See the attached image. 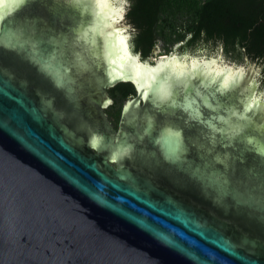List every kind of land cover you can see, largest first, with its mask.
<instances>
[{
	"label": "water",
	"instance_id": "obj_1",
	"mask_svg": "<svg viewBox=\"0 0 264 264\" xmlns=\"http://www.w3.org/2000/svg\"><path fill=\"white\" fill-rule=\"evenodd\" d=\"M254 72L247 66L251 79L243 80L140 69L135 81L130 72L110 80L96 0H7L0 13V264H264V85ZM41 79L60 98L40 95ZM122 79L136 83L144 109L138 116L129 104L130 130L113 135L102 105L106 88ZM157 113L192 120L205 156L191 152L182 129L156 124ZM143 140L151 157L158 148L163 162L194 179L223 216L249 220L255 237L118 179L111 160L121 168ZM211 146L223 151L209 157Z\"/></svg>",
	"mask_w": 264,
	"mask_h": 264
},
{
	"label": "trees",
	"instance_id": "obj_2",
	"mask_svg": "<svg viewBox=\"0 0 264 264\" xmlns=\"http://www.w3.org/2000/svg\"><path fill=\"white\" fill-rule=\"evenodd\" d=\"M124 17L130 43L142 59L158 41L163 52L177 43L181 51L221 48L228 60L259 64L264 85V0H127ZM131 89L124 82L113 92Z\"/></svg>",
	"mask_w": 264,
	"mask_h": 264
},
{
	"label": "flooded vegetation",
	"instance_id": "obj_3",
	"mask_svg": "<svg viewBox=\"0 0 264 264\" xmlns=\"http://www.w3.org/2000/svg\"><path fill=\"white\" fill-rule=\"evenodd\" d=\"M128 45L133 57H136L134 55H137L139 60L143 61L144 59H142L141 56L133 50L132 44L128 43ZM29 71L32 73L30 69ZM124 72L131 73V69L129 68V66H126L124 68L123 73ZM31 76L33 77V75ZM125 76L122 78H126ZM15 78H17V80L19 81L22 80V78L19 77ZM109 79L111 80L114 78H110L109 76ZM38 81L42 83L43 87L46 86L44 87L43 91L38 90V93L40 95L44 97L50 96L53 99L60 98L59 94L52 92L47 87V84L43 79ZM134 81H131L130 79H122L114 85L106 88L105 94L108 101L102 105V113L104 114L106 121L109 123L111 129L113 130V135L117 134L121 130V128L130 130V128L126 126L124 118V112L128 110L129 104L133 106V109L138 116H141L143 113L144 100L141 97L138 98L139 88H137V85ZM28 82L29 84H31L29 79ZM124 82L129 83L132 86L131 91L115 95L113 91H115L116 85ZM154 119L155 123L158 125L167 121L177 126L178 129H182V134L186 138V142L188 143L191 152L195 150L205 156L207 144H202V142H205V139L203 138V136H201V134L197 133V131L195 130V126L193 125V121L188 119L187 116L183 115L182 113H176L174 115L157 113L154 116ZM196 137H198L197 139H199L197 147L192 145L194 144V141H196ZM195 144L197 143L195 142ZM141 149V152L139 149L128 152L125 156L124 161L121 163V168L118 167V163L111 160V164L113 165V167L121 171V175L117 176L118 179L122 180L128 185H133L137 189L144 190L151 195H154L153 193L157 192L179 202L180 204L182 203V205L191 204L195 212L197 214H200L204 218H208L210 215H213L216 219H222L229 224L233 223V226H230L231 231L232 228H234L240 233H247L249 234V236L255 237V233L259 230L258 228L250 224L249 220H247L246 218L241 216L239 217V215H236L234 217H231L230 215L223 216L221 210L217 209V207L214 208V205L206 200L201 187H199L194 179L189 177L187 173L178 170L175 166L169 165L162 161L158 148H156L155 150L156 156L151 157V147H149L147 142L143 140ZM220 151H223L220 146H211L209 157L215 156V154ZM92 153L93 155L89 154L88 156L93 157L94 155H97L95 150ZM95 159L99 160L100 157H96ZM250 160L251 157L246 163L252 164ZM108 174L113 177V175H111L110 173ZM240 182L244 183L247 182V180H241ZM237 185L240 186V183ZM248 185L249 188H252L254 186H257V182L253 181L252 183H248ZM253 193L256 195L257 191L255 190L253 191ZM237 208H243V206L237 205ZM229 209L230 212L235 211L231 205ZM226 227L229 226H227L226 224V226H222L221 228H224L225 230Z\"/></svg>",
	"mask_w": 264,
	"mask_h": 264
},
{
	"label": "bare ground",
	"instance_id": "obj_4",
	"mask_svg": "<svg viewBox=\"0 0 264 264\" xmlns=\"http://www.w3.org/2000/svg\"><path fill=\"white\" fill-rule=\"evenodd\" d=\"M7 0H0V13H2ZM100 35L103 47L104 58L110 78H122L126 66L131 69V77L135 80L139 70L158 71L163 69L165 72L192 74L201 73L202 76L232 78L250 80L251 74H244L242 70L231 67H223L217 64V60H190V64L170 58L165 63L158 66L141 63L133 57L128 48L126 34L120 25H117L118 18L122 15L119 8L111 4L110 0H96Z\"/></svg>",
	"mask_w": 264,
	"mask_h": 264
},
{
	"label": "rangeland",
	"instance_id": "obj_5",
	"mask_svg": "<svg viewBox=\"0 0 264 264\" xmlns=\"http://www.w3.org/2000/svg\"><path fill=\"white\" fill-rule=\"evenodd\" d=\"M111 4L115 7L117 6L119 8V11L122 13V15L118 18L117 24H121L124 34L127 36L128 43H130L131 38V32H130V24H128L125 20L124 13L126 11L127 6V0H110ZM162 42L158 41L155 48L153 49L151 55H149L147 58L143 60L144 64H147L148 66L151 65H160L165 63L168 59L171 57L176 58L178 60H182L183 62L197 59V60H205L209 58L217 59V64L220 66H229L233 69H241L242 72L246 71L247 66H253L255 67V72L253 73V78L256 81H263V73L261 70V66L257 64L256 62H252L249 60H245L244 62H236L233 60H228L222 53L221 50H212L209 46L206 45H199L194 52L192 51H181L178 49L179 44H174L171 49L167 52H163L161 49ZM138 57L137 55H135Z\"/></svg>",
	"mask_w": 264,
	"mask_h": 264
},
{
	"label": "snow or ice",
	"instance_id": "obj_6",
	"mask_svg": "<svg viewBox=\"0 0 264 264\" xmlns=\"http://www.w3.org/2000/svg\"><path fill=\"white\" fill-rule=\"evenodd\" d=\"M18 3H24V0H17ZM249 87H251V85H249ZM228 100L227 95L222 94L221 95V99H220V103L224 106V107H229L228 103H226Z\"/></svg>",
	"mask_w": 264,
	"mask_h": 264
}]
</instances>
